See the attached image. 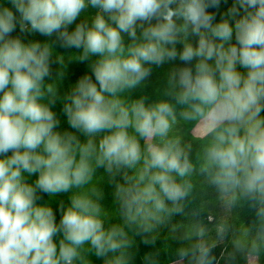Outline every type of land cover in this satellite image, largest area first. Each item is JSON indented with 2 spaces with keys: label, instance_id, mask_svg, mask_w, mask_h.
<instances>
[{
  "label": "clouds",
  "instance_id": "clouds-1",
  "mask_svg": "<svg viewBox=\"0 0 264 264\" xmlns=\"http://www.w3.org/2000/svg\"><path fill=\"white\" fill-rule=\"evenodd\" d=\"M221 2L0 0V264H74L85 244L97 257L112 254L109 264H128L126 233L117 225L105 228L100 194L94 188L73 190L89 185L97 168H104L110 182L124 169L135 170L132 177L125 175V184H115L125 224L139 220L146 232L161 214L182 213L191 189L185 177L193 165L180 141L168 138L177 106L184 120L208 121L214 136L200 171L225 203L249 202L256 233L248 251L259 252L264 244V0H233L222 13ZM89 6L97 10L91 25L82 22L69 32ZM17 28L55 34L62 47L82 50L81 61L96 57L92 76L79 78L62 109L69 127L86 142L57 130L55 101L43 102L53 92L45 86L50 46L22 42L12 35ZM176 60L183 66L169 73L168 100L123 99L151 75V66ZM156 137L159 143L152 142ZM140 139L146 142L143 150ZM25 174L38 175L29 183ZM38 193H72L68 206L59 209V223L51 207L37 203ZM218 233L224 235L223 225ZM195 234L203 236L204 229L198 226ZM234 245L240 251L246 247L240 240ZM200 250L202 264H211L210 250Z\"/></svg>",
  "mask_w": 264,
  "mask_h": 264
},
{
  "label": "trees",
  "instance_id": "trees-1",
  "mask_svg": "<svg viewBox=\"0 0 264 264\" xmlns=\"http://www.w3.org/2000/svg\"><path fill=\"white\" fill-rule=\"evenodd\" d=\"M232 3L233 0H227V3L222 0L219 11L225 12ZM209 11H215V9H209ZM96 13L97 10L89 6L77 21L69 26V32L74 31L76 24L82 22H87L90 26ZM220 18V15L217 14L216 21L218 22ZM12 35L19 36L22 42L26 44L39 42L50 46L52 52L51 75L45 78V86H51L53 92L51 94L46 93L43 102L48 103L49 99H54L55 103L51 107L60 121L57 130L73 132L81 143L86 142L87 137L69 127L62 109L65 103L64 98L71 92L79 78L85 74L92 76L90 64L95 61L96 57L81 61L79 57L82 50L62 47L55 34L52 37H47L39 33H21L17 28ZM130 42L129 38L125 36V44ZM177 49L178 51L181 50L182 45H177ZM176 66L183 65L179 60H176L159 67L151 66V75L136 89L123 94V99L130 103L145 97L146 104L168 100L169 97L165 95L168 77L170 71ZM240 70L244 71L243 69ZM93 82H95L94 76ZM177 108V118L172 124L168 138L180 141V146L188 154L193 165L192 173L185 177L191 184V189L186 200L181 202L182 213L161 214L160 219L149 221L151 227L146 232L141 227L139 220L132 224H125L121 215V205L115 195V184H125V175L132 177L135 175V170L124 169L115 176L114 182H110L111 178L104 168H97L89 185H86L82 190H73V192L78 193L87 192L94 188L100 194L98 203L102 209L101 218L104 220L105 228L117 225L122 227L126 233L130 245L126 249L128 264H174L180 261L183 264H202L201 236H197L195 233L197 227L203 228L211 216L207 204L221 200L215 189L208 184L206 176L200 171L204 162V151L211 143L214 132L209 131L204 136H196L194 131L204 119L184 120L179 115V106ZM261 116L264 117V111L261 112ZM129 132L134 134L132 129H129ZM99 139L100 136L95 137L97 144ZM152 142L159 143L160 138H153ZM145 143L143 139H140L142 150ZM37 175L28 177L25 174V177L29 183H34ZM71 194L49 197L45 193H38L40 199L37 203L51 207L56 216V221L59 223L61 218L59 209L61 205L65 208L68 206ZM93 198L96 199L95 196ZM255 221L254 210L249 206L246 199L238 198L234 205H230L227 220L220 223V226L225 227L223 242L207 248L210 250L211 264H251L253 258L256 260L255 264H264V244L260 246L258 253L248 251L251 240L256 233ZM60 238L59 236L56 238L57 247H59ZM236 240H240L246 245L243 251L237 250L235 247L234 241ZM226 251L228 255L224 258ZM111 260L112 254L107 257H97L91 246L85 244L79 250V257L74 264H109Z\"/></svg>",
  "mask_w": 264,
  "mask_h": 264
},
{
  "label": "rangeland",
  "instance_id": "rangeland-1",
  "mask_svg": "<svg viewBox=\"0 0 264 264\" xmlns=\"http://www.w3.org/2000/svg\"><path fill=\"white\" fill-rule=\"evenodd\" d=\"M208 121L203 120L195 129L194 134L196 136H204L210 130L207 126ZM209 211L211 212V216L204 224V234L201 236L202 247L209 248L215 246L219 243L223 242V236L218 233V229L220 227V223H223L227 220L230 205L225 203L223 200H219L216 202H211L207 204ZM227 251L224 253V258L227 257ZM256 260L253 258L251 260V264H255ZM174 264H183V262H177Z\"/></svg>",
  "mask_w": 264,
  "mask_h": 264
}]
</instances>
